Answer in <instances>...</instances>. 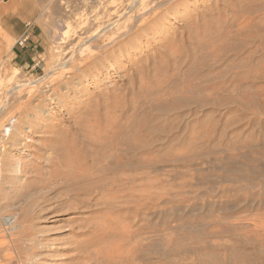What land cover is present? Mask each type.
I'll return each mask as SVG.
<instances>
[{
  "label": "rangeland",
  "instance_id": "374dc122",
  "mask_svg": "<svg viewBox=\"0 0 264 264\" xmlns=\"http://www.w3.org/2000/svg\"><path fill=\"white\" fill-rule=\"evenodd\" d=\"M29 1L0 0L3 91L12 86L14 69L23 79L44 76L54 60L52 48L66 31L64 17L68 13H54L49 8L41 11L34 4L36 0ZM79 1L84 0L76 3ZM183 1L176 4L183 18L159 11L160 28L148 34L137 33L141 36V41L133 42L137 49L121 63L120 94L115 96L110 89L97 93L96 88H89L85 104L74 111L70 123L66 122L78 131L72 148L62 149L65 138L59 134L61 128L41 132L42 137L31 136L34 157L27 171L32 173L14 181L11 189L9 182L0 178L8 192L4 203L0 200V264H264V0ZM80 12L75 10L72 15ZM7 23L20 32L19 38L6 32L3 26ZM30 33L39 37L40 46L36 48L34 68L24 69L12 60L13 51L24 49ZM22 38L26 41L19 45L17 41ZM188 74L193 75L190 78ZM191 90L197 91V96L203 91L198 97L201 105L180 117L160 116L168 126L175 118L182 122L178 132L169 133L174 140L164 146L165 164L156 152L143 156L148 160L130 172L135 179L133 193L124 182L125 172L119 176L122 183H117L118 193L125 190L122 194L106 191L96 198L82 194L83 183L85 188L99 174L109 171L111 164L107 162L116 154L105 140L110 130L114 132L137 111L150 107L152 97L160 98L159 104L164 106L171 94L185 97ZM8 108L9 115L0 118V138L5 123L19 113L17 103ZM111 124L115 125L113 129ZM90 128H97L102 136L98 139ZM17 131L19 137V132L26 129L19 126ZM54 147H61L60 154H70L74 160L68 167L57 166L56 180H49L45 176L49 167L43 159L44 153ZM105 161L109 166H104ZM97 171L100 173L95 174ZM89 173L95 179H89ZM6 204L8 207L2 208ZM36 240L41 245L33 242ZM32 255L38 258L35 262L30 259Z\"/></svg>",
  "mask_w": 264,
  "mask_h": 264
},
{
  "label": "bare ground",
  "instance_id": "6f19581e",
  "mask_svg": "<svg viewBox=\"0 0 264 264\" xmlns=\"http://www.w3.org/2000/svg\"><path fill=\"white\" fill-rule=\"evenodd\" d=\"M59 1L60 0H36V1H34V4L36 5V7H38L41 11H44L45 9L49 8L54 13H59V14L61 13L63 15V13L65 12L64 15H66L67 13L69 14V15L67 14L64 17V18H66L64 21V23L66 25V31L61 33V38H60L59 43L54 42L55 44H54V47L52 48V51H53L52 52V55H53L52 58L54 60L51 63H49V71L46 72V74L44 76H38L35 78L34 77L24 78L23 79V76H21L20 71L18 69H14L11 73L10 80H12V79L13 80H12V83H11L12 86L10 87V89H8L7 91H3L0 88V118H3L5 116V114H7L6 112H8V109H11V108H8V107H10V104H13V103L19 104V111H18L19 113H15L16 115L14 114V116L12 115L13 117H10L11 120L9 122L7 121L8 123H5V125L3 126L4 128L2 129L5 131V133L3 132L2 133L3 138H0V178H1V181L7 180V183L9 182L10 185H8V189H11L12 183H14V181H16V182L21 181L26 174H28L29 172L32 173V171H29V172L27 171V168H28L27 164L30 165L32 163V162L30 163V159L32 157H34V155L32 154V152H34V148L29 143V142L33 143V141L30 139L31 136L42 137L43 135L41 132L47 133L50 129L54 130L55 128H61V130H59V134L63 135L64 136L63 138H65L64 142L62 140V142L64 143V144L62 143V149L64 150L65 146L71 147L72 146V145H70V144H72L71 141L74 138L75 133L78 131H77V129H74V127H72L70 124H66V122L70 123V120L73 118L74 111L77 110L80 106L85 104V101L90 96L89 88L90 89L96 88L97 90H95V91H97V93L101 92L102 90L105 91V89H110L113 91L115 96L120 94V92H122L121 90H122V85H123V79H122V76L120 75V72H119L121 69H123L121 66V63H122V60L125 58L129 60L131 57V51L137 49L136 46L133 44V42L136 39H138V41L141 39V36H139L140 34H137V33L148 34V32H152L153 30H155L156 28L161 26L162 24L160 23V20H159L160 18L158 15L163 10H165L164 12H168V13L172 12V14L176 15L178 18H183V15L178 13V11L176 9V7L178 6L176 4H179L178 2H182L183 0H84V1H79L77 3H76V0H65V2H63V1L59 2ZM78 9L81 10L79 15H76V17L73 16L72 15L73 12L75 10H78ZM81 13H82V15H81ZM163 16H164V14H163ZM148 36L149 35H147V37ZM212 43H213V41H212ZM207 44H206V46H208ZM11 45H12V42H10L6 48V49H8V51H10L9 49H11ZM210 47H211V45H210ZM224 48L226 50L227 46H225ZM123 56H125V57L123 58ZM200 59L197 62V64L200 62ZM134 61H135V59H134ZM2 65L3 64H1V62H0V71L3 68ZM242 65H243V63H242ZM202 66H205V65H202ZM238 66H241V64ZM193 68H195V67H193ZM199 68H201V67H199ZM196 69H198V68H196ZM202 71L203 70H201L199 72L201 73ZM257 72H258V70H257ZM236 73H238V72H236ZM115 74H116V76H115ZM192 75H190V76H192ZM258 75H260V74H258ZM187 76H189V74ZM242 76L244 77V74ZM115 77L118 79L115 80ZM243 77H241V78H243ZM255 77H257V76H255ZM201 78H203V77H201ZM235 78H236V76H235ZM237 79H238V76H237ZM119 80L122 81L121 84H118ZM194 80H196V79H194ZM0 83H1V76H0ZM240 83H241V81H240ZM188 85H189V82H188ZM101 87H102V89H101ZM169 88H171V87H169ZM188 88H190V87H188ZM191 89H192V86H191ZM162 92H164V91H162ZM183 92H185V91H183ZM201 92H203V91H201ZM201 92H200V94H202ZM170 93H171V89H170ZM200 94H199V96H200ZM257 94H258V92H257ZM179 95H178V93L171 94L169 96L168 101H166V103L162 101L164 106H161L159 104L160 98L157 99L158 97L157 98L152 97V100H150V101L151 102L153 101V102L150 105V107L145 108V109L142 108L140 111H137V113L134 114L132 117H130L128 119L126 118L127 119L126 121H123L122 120L123 118H122L121 120L125 123L123 125H121L120 127H117L118 126L117 125L116 126L117 128H115V131L113 130L114 132H112L110 129H113V126H115V125H112V124L109 125L110 126L109 130L111 133L108 132V134L110 133L109 135L108 134L106 135L104 133L107 136V138L105 140L108 139L107 144L113 146L112 149L114 152H116V154L112 158L113 161H110L111 163L107 162V163H109V165L111 164V166L109 167V171H107L108 173L102 174V175L99 174L101 176L98 175V178H96V179L94 176L91 177V174L89 173V175H90V177L88 176L89 179L94 178L95 180L91 179V180H93L91 182V184H89L86 181V183H88L89 185L88 186L86 185L87 187H85V188H84L85 183H83L84 184V186H83L80 182V184L83 186V188H81L83 190L82 191L80 190L82 192V194H85V195L89 194V196H90V194H92L91 196L94 195V197L98 194H100L102 196L103 192L106 193V191L108 193L109 192H113V193L115 192L117 194L118 193L117 183L120 180L119 176H120V174L124 175L122 173H125V172H127V175L125 173L126 177L125 178L123 176L122 177L124 178V182L126 183L127 187H129V189L127 187H126V189H128L129 192L130 191L132 192V191H134V190H132V188L133 189H135V188L131 187V186H133V181L135 179L133 180V176L130 174V172L132 173L133 169L136 168L137 165H138L137 166V168H138L140 164H143L144 162L142 163V161L148 160V159L144 160L143 156L149 155L150 152H156L160 156L159 161L161 163H163L165 161L164 157H163V155L165 154V153L163 154L164 146L166 144H169V143L171 144L172 140H174L173 138L169 137V133L171 134V132L174 133L175 131L178 132L180 130V127H181L180 126L181 121H179L180 118L178 119V121H175V119H177V118L174 119L172 117L174 120L171 121L172 124L169 125V126H171V128L168 129L169 126L165 125L167 123V121L165 119L162 120L160 116L170 115V114L171 115L179 114V117H180V116H183L182 115L183 112L187 113L191 107L193 109L194 106L201 105L200 101L202 99L201 100L198 99L199 96H197V91H195V92L192 90L188 91L187 94L185 93V97H182ZM183 95H184V93H183ZM122 96H124V95H122ZM147 97L148 96H146V98ZM149 97H150V95H149ZM202 97H204V96H202ZM208 98H209V95H208ZM119 99H121V98H119ZM244 99H245V97H244ZM147 100H149V99H147ZM115 101L117 102V100H115ZM118 102H120V101H118ZM118 102H117V104H118ZM8 103H10V104L8 105ZM209 104H211L210 101H209ZM119 105H120V103H119ZM148 105H149V103L147 104V106ZM204 107H206V106H204ZM12 108H13V106H12ZM121 108H122V106H121ZM14 109H16V107ZM133 109L134 108H132V110ZM7 115H9V114H7ZM112 117H114V116H112ZM193 117L195 118V115ZM114 118L111 119V123L113 122L112 120H114ZM183 118L185 119V117H183ZM109 119L110 118H108V120ZM118 119H120V118L117 117V120ZM124 119H125V117H124ZM85 122H87V121H85ZM97 122H95V123H97ZM108 122H110V121H108ZM114 123H115V121H114ZM117 124H118V122H117ZM121 124H122V122H121ZM6 126H8V128H5ZM19 126L26 129V132L25 131H24V133L19 132L20 136L17 137L16 134H18L17 130H18ZM96 127H97V125H96ZM96 129L97 128H95V129L90 128V130H93V131L95 130V132H93L95 137L102 136L103 133L98 132V130L96 131ZM106 130H108V127L106 128ZM96 132H98L100 134L96 135L95 134ZM105 132H107V131H105ZM90 133H92V131H90ZM173 133H172V135H173ZM54 134H57V131ZM55 139H57V138H55ZM103 139H101V141ZM105 140H103V142H105ZM98 142H100V141H98ZM98 142H96V143H98ZM173 142H175V141H173ZM189 142H190V140H189ZM190 143H192V142H190ZM108 147L110 148V146H108ZM74 150H72L71 153ZM61 151H62L61 147H54L53 151L51 150V151H47L44 153V156H45L43 159L44 165L49 167V168H46V170L44 169L45 170V176L49 180L55 179L54 177H55L56 172H57L56 171L57 166L59 167V169H60V167L63 168L64 166L68 167L67 164L70 165L72 163V160H74V158H71V156H69L70 154H68V153H67L68 156H64L63 154H60ZM101 151H103V150H101ZM109 152H111V151L109 150ZM75 153L77 154L76 150H75ZM104 153L105 152H103V154ZM191 153H193V152H191ZM106 154H107V152H106ZM88 156L90 157V155H88ZM192 157H194V156H192ZM149 159L151 160V158H149ZM152 159H153V157H152ZM103 160H105V159H103ZM78 161H79V158H78ZM153 161H154V159H153ZM155 162H156V160H155ZM165 162H164V164H165ZM96 163H97V161H96ZM145 163H149V162L146 161ZM157 163L159 164L158 161H157ZM79 164H80V162H79ZM149 164H147V165L149 166ZM151 164H150V166H151ZM105 165L109 166L108 164H106V161H105L104 166ZM144 165H146V164H144ZM144 165H141V166H144ZM75 166H77V165H75ZM104 166H103V168H105ZM141 166H140V168H141ZM29 167H31V166H29ZM81 169H83V168H81ZM100 169L101 168H99L98 170H100ZM141 171L143 172L144 169ZM103 172L105 173V171H102V173ZM136 172L138 173V171H136ZM96 173H100V172L97 171V172H95V174ZM79 174H80V172H79ZM86 174L88 175V172ZM134 174H136V173H134ZM87 175H85V176L87 177ZM136 175H138V174H136ZM80 177H82V176H80ZM147 177H148V175H147ZM77 178L79 179V177H77ZM85 178L82 177L81 179L84 180ZM142 178H144V177H142ZM139 179H140V177H139ZM144 179H146V178H144ZM77 180H75V181H77ZM85 180H88V178ZM121 180H120V182H121ZM89 182H90V180H89ZM124 182H123V184H124ZM77 183H78V181H77ZM77 183H75V184L77 185ZM2 185L3 184H0V200H2V203H4L3 200H5L8 192L6 190L7 188H5L6 186L3 187ZM135 186H137V185H135ZM121 190H123V189H121ZM77 191H78V189H77ZM123 191H125V190H123ZM123 191H119L120 193H118V195L122 194L121 192H123ZM75 194L77 195L78 192ZM109 194H112V193H109ZM100 195H98V196L100 197ZM75 197L77 198L78 195ZM79 197H81V196L79 195ZM112 197L117 199V197H115V195H113ZM77 200L75 199V201H77ZM79 201H78V203H80ZM82 201H84V200L82 199ZM97 201H99V200H97ZM86 202H88V201H86ZM111 202H112V198H111ZM109 204L111 205V203H108V206L110 207ZM150 204H151V202H150ZM114 205H115V203H114ZM83 206H86V205H84V202H83ZM6 207H8L7 204H6V206H4V205L2 206V208H6ZM112 208H116V207L114 206ZM206 233H207V231H206ZM131 238H132V236H131ZM33 242L41 245L40 241L36 240ZM146 245L147 244H145V246ZM45 247L50 248L51 246L45 245ZM143 248H145V247L143 246ZM146 248H147V246H146ZM115 253H116V251H115ZM30 259H34L33 261L35 262L36 261L35 259H38V258L36 255H34V256L32 255V258L30 257ZM136 260H138V259H136Z\"/></svg>",
  "mask_w": 264,
  "mask_h": 264
},
{
  "label": "crops",
  "instance_id": "0c3cea01",
  "mask_svg": "<svg viewBox=\"0 0 264 264\" xmlns=\"http://www.w3.org/2000/svg\"><path fill=\"white\" fill-rule=\"evenodd\" d=\"M3 27L10 36L13 35L14 37H17V38L20 37V32H17L15 30V26L12 25L11 23H7ZM38 40H39V37L32 35L30 33L28 35L27 43L25 44V46L22 47L24 49L23 50L17 49L13 51L12 60L15 62L17 66H19L20 68H24V69L34 68L35 61H36V54H37L36 48L40 46V44L38 43Z\"/></svg>",
  "mask_w": 264,
  "mask_h": 264
},
{
  "label": "built area",
  "instance_id": "2783aa9c",
  "mask_svg": "<svg viewBox=\"0 0 264 264\" xmlns=\"http://www.w3.org/2000/svg\"><path fill=\"white\" fill-rule=\"evenodd\" d=\"M25 41H26V38H22V39H19V40L17 41V43H18L19 45H22Z\"/></svg>",
  "mask_w": 264,
  "mask_h": 264
}]
</instances>
